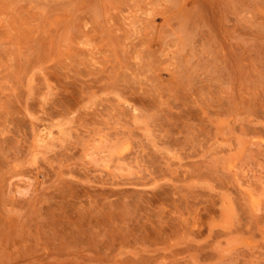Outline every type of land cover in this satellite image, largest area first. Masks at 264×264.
<instances>
[{
  "label": "rangeland",
  "instance_id": "rangeland-1",
  "mask_svg": "<svg viewBox=\"0 0 264 264\" xmlns=\"http://www.w3.org/2000/svg\"><path fill=\"white\" fill-rule=\"evenodd\" d=\"M0 264H264V0H0Z\"/></svg>",
  "mask_w": 264,
  "mask_h": 264
}]
</instances>
